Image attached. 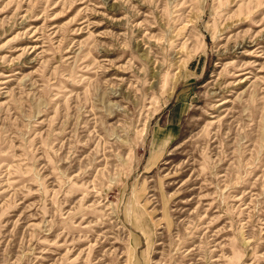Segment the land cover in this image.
Returning <instances> with one entry per match:
<instances>
[{"label": "rangeland", "instance_id": "374dc122", "mask_svg": "<svg viewBox=\"0 0 264 264\" xmlns=\"http://www.w3.org/2000/svg\"><path fill=\"white\" fill-rule=\"evenodd\" d=\"M0 264H264V0H0Z\"/></svg>", "mask_w": 264, "mask_h": 264}]
</instances>
